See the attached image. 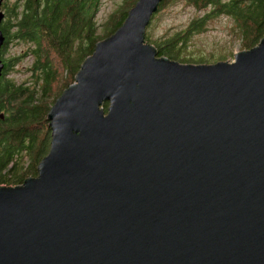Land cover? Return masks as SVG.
<instances>
[{
    "label": "water",
    "instance_id": "obj_1",
    "mask_svg": "<svg viewBox=\"0 0 264 264\" xmlns=\"http://www.w3.org/2000/svg\"><path fill=\"white\" fill-rule=\"evenodd\" d=\"M164 1L81 65L38 176L0 186V264H264V39L232 63L158 58Z\"/></svg>",
    "mask_w": 264,
    "mask_h": 264
},
{
    "label": "trees",
    "instance_id": "obj_2",
    "mask_svg": "<svg viewBox=\"0 0 264 264\" xmlns=\"http://www.w3.org/2000/svg\"><path fill=\"white\" fill-rule=\"evenodd\" d=\"M103 1L0 0L1 13L6 10L0 24L5 37L0 52L4 64L0 73V186H21L38 176V166L51 146L49 111L75 83L81 65L94 53L96 45L122 27L138 2L123 0L116 11L100 17ZM170 1L165 0L159 11ZM183 1L199 11L186 28L159 40L146 34V41L156 47L158 58L167 57L182 64H208L201 58L181 59L180 53L187 49L192 35L205 30L209 18L220 16L236 22L244 50L255 48L264 39V0ZM17 45H22V50L10 52ZM27 58L32 60L26 67L31 71L30 81L17 84L10 72Z\"/></svg>",
    "mask_w": 264,
    "mask_h": 264
},
{
    "label": "rangeland",
    "instance_id": "obj_3",
    "mask_svg": "<svg viewBox=\"0 0 264 264\" xmlns=\"http://www.w3.org/2000/svg\"><path fill=\"white\" fill-rule=\"evenodd\" d=\"M122 1L123 0H104V6L100 12V17H105L107 14L116 11ZM169 3V6L167 5L153 17L147 30L150 38L154 37L159 40L167 35H173V33L186 28L190 21L199 13V11L192 5L186 3V1L171 0ZM203 12L204 10L202 13ZM202 13L199 15L202 16ZM188 41L187 49L181 51L180 58H201L208 64L221 61L232 63L234 62L235 54L247 51L244 50L239 30L236 29V22L227 16L209 18L206 22L205 30L200 34L192 35ZM10 45L12 46L13 43ZM21 47L22 45L12 47L10 52H20L22 50ZM31 64L32 60H30V58H27L19 65L16 64L14 69L10 72L11 79H14L17 84L29 82L31 71L26 67ZM59 85H61V83Z\"/></svg>",
    "mask_w": 264,
    "mask_h": 264
},
{
    "label": "flooded vegetation",
    "instance_id": "obj_4",
    "mask_svg": "<svg viewBox=\"0 0 264 264\" xmlns=\"http://www.w3.org/2000/svg\"><path fill=\"white\" fill-rule=\"evenodd\" d=\"M2 11H3V10H2ZM3 13H4V15H6V10H4ZM4 18H5V17H4ZM4 18H3V19H4Z\"/></svg>",
    "mask_w": 264,
    "mask_h": 264
}]
</instances>
